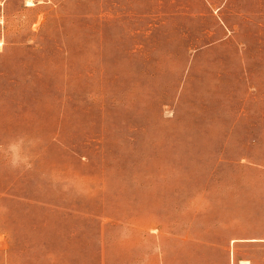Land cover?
<instances>
[{
    "label": "rangeland",
    "instance_id": "374dc122",
    "mask_svg": "<svg viewBox=\"0 0 264 264\" xmlns=\"http://www.w3.org/2000/svg\"><path fill=\"white\" fill-rule=\"evenodd\" d=\"M264 264V0H0V264Z\"/></svg>",
    "mask_w": 264,
    "mask_h": 264
},
{
    "label": "bare ground",
    "instance_id": "6f19581e",
    "mask_svg": "<svg viewBox=\"0 0 264 264\" xmlns=\"http://www.w3.org/2000/svg\"><path fill=\"white\" fill-rule=\"evenodd\" d=\"M246 264H248V263H246Z\"/></svg>",
    "mask_w": 264,
    "mask_h": 264
}]
</instances>
